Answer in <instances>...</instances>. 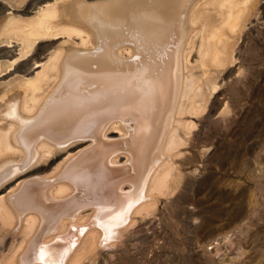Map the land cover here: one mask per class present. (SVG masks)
I'll list each match as a JSON object with an SVG mask.
<instances>
[{"label":"bare ground","instance_id":"1","mask_svg":"<svg viewBox=\"0 0 264 264\" xmlns=\"http://www.w3.org/2000/svg\"><path fill=\"white\" fill-rule=\"evenodd\" d=\"M246 1L32 0L25 13L34 17L6 23L20 59L41 41L62 44L1 84L0 184L75 143L91 146L0 201L4 222L17 213L26 237L37 228L29 247L0 264H53L51 247L81 246L96 228L112 244L153 206L167 186L179 131L189 128L182 116L195 106L194 81L184 79L189 57L196 44L201 62L212 55L215 10L234 32ZM113 130L120 140L107 137Z\"/></svg>","mask_w":264,"mask_h":264},{"label":"rangeland","instance_id":"2","mask_svg":"<svg viewBox=\"0 0 264 264\" xmlns=\"http://www.w3.org/2000/svg\"><path fill=\"white\" fill-rule=\"evenodd\" d=\"M31 3L0 0V93L6 91L1 84L21 78L35 58L47 57L62 44L41 41L20 59L22 46L4 27L10 20L34 17V11L25 13ZM242 8L246 11L234 32L215 10L212 55L201 62L196 44L189 57L192 69L184 70V79L190 75L194 81L195 106L182 116L189 128L180 129L178 145L170 152L165 190L155 194L153 206L133 216L114 243L99 239L103 233L96 228L81 246L51 247V263L264 264V0H248ZM120 136L113 130L107 137L118 141ZM90 143H75L1 183L0 201L8 202L21 183L49 178L69 154ZM120 156L124 164L126 157ZM15 214L17 220L11 222L0 217V261L36 237L37 228L27 237L24 229L18 230ZM93 239L100 244L92 247Z\"/></svg>","mask_w":264,"mask_h":264}]
</instances>
